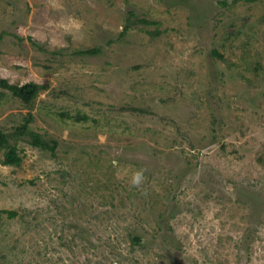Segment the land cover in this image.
<instances>
[{
    "label": "rangeland",
    "instance_id": "rangeland-1",
    "mask_svg": "<svg viewBox=\"0 0 264 264\" xmlns=\"http://www.w3.org/2000/svg\"><path fill=\"white\" fill-rule=\"evenodd\" d=\"M0 79V264H264V0H0Z\"/></svg>",
    "mask_w": 264,
    "mask_h": 264
},
{
    "label": "trees",
    "instance_id": "trees-1",
    "mask_svg": "<svg viewBox=\"0 0 264 264\" xmlns=\"http://www.w3.org/2000/svg\"><path fill=\"white\" fill-rule=\"evenodd\" d=\"M98 49H88L85 51V54L96 53ZM0 87L7 89L14 96L18 97L25 104H29L32 100L37 96L38 92L41 89L39 84L30 82L21 86H17L14 84H10L7 80L0 79ZM31 144L35 147H40L41 149H48L52 152L56 148V141H52V144L43 139V137L38 133H31ZM0 147L5 148L3 163L11 166H19L22 162V157L18 154V151L15 146H10L8 142V136L0 131ZM1 213H8L10 217H13L15 214L13 212L0 210ZM135 244L140 242V238L138 236L133 237L132 240Z\"/></svg>",
    "mask_w": 264,
    "mask_h": 264
}]
</instances>
